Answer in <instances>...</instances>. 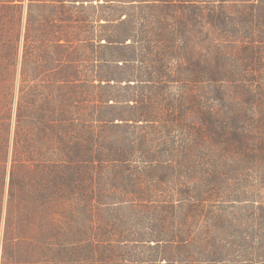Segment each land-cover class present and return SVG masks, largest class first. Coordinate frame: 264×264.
<instances>
[{
	"label": "trees",
	"instance_id": "obj_1",
	"mask_svg": "<svg viewBox=\"0 0 264 264\" xmlns=\"http://www.w3.org/2000/svg\"><path fill=\"white\" fill-rule=\"evenodd\" d=\"M11 2L42 120L77 137L46 171L60 217L8 223L1 264H264V187L235 181L264 185V0Z\"/></svg>",
	"mask_w": 264,
	"mask_h": 264
},
{
	"label": "rangeland",
	"instance_id": "obj_2",
	"mask_svg": "<svg viewBox=\"0 0 264 264\" xmlns=\"http://www.w3.org/2000/svg\"><path fill=\"white\" fill-rule=\"evenodd\" d=\"M15 7L11 0H0V264L8 223L13 232L18 230L20 235L30 236L29 233L42 229L48 216L60 217L63 201L60 202L59 193L54 195L51 208L44 204L46 171L52 169V162L64 146L63 139L70 134L71 140L77 137L59 123L46 126L42 120V112L60 110L61 105L47 102L50 94H54L50 83L24 81L27 3L22 6V19ZM12 175H15L13 196ZM241 179H235L241 181L236 189L247 193L249 199H259V189L264 187L261 180ZM250 204H237L234 212L249 215ZM233 206L227 208L232 210Z\"/></svg>",
	"mask_w": 264,
	"mask_h": 264
}]
</instances>
